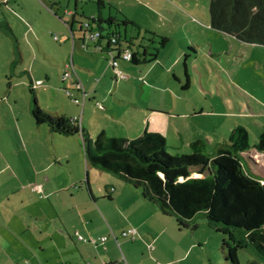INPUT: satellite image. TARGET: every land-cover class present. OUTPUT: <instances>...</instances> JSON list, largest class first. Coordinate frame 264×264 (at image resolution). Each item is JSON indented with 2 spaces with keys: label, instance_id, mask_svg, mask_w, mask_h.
Here are the masks:
<instances>
[{
  "label": "crops",
  "instance_id": "crops-1",
  "mask_svg": "<svg viewBox=\"0 0 264 264\" xmlns=\"http://www.w3.org/2000/svg\"><path fill=\"white\" fill-rule=\"evenodd\" d=\"M9 1L2 0V3L7 4ZM74 5L77 6V1H74ZM100 8L97 12H94L96 16L91 14L90 17H97L100 14V17L104 19ZM63 12L70 13L67 8ZM70 14L73 18L76 13L72 11ZM121 19L134 21L138 24L134 16L127 13L121 12L119 20ZM207 23L209 30L217 31L229 38L227 39L229 46L219 48L215 55H221V53L228 50L229 52L230 50L235 51V43H232L235 41L231 42L230 40H239L210 28L209 19ZM91 26L96 30L97 26L95 24ZM119 27L124 29L121 40L126 38L127 41H130V38H138L139 45H144L147 52L149 49L158 46L159 37H165L167 42L158 50L153 61L132 63L120 60L119 68L123 72V78L114 75L108 59L102 56L103 64H96L95 71L96 73L101 72V76L100 79H95L94 88L91 81L93 75L89 74L82 77L77 73V68L86 72L93 69L88 70L77 67L73 64V60L70 61L78 79L74 75L70 80H65L70 81L71 86L81 94V97H83V93L76 88V84L80 83L84 89V104L80 112L82 118L79 121L74 111L68 113L62 110L59 115L78 120L86 139L90 141L93 140L91 137L94 138L101 131L108 134L110 130L105 122L109 121H112L116 126L119 137L127 139L140 135L144 130L163 134L166 139L165 131L173 128L174 132L179 135L185 117L191 114L187 110L180 111L179 104L186 100L184 99V93L189 91L192 86L187 64L189 54L186 53V50L195 55L194 52L196 51L193 50V44L185 41L181 35V52L179 51L178 56L172 59L170 64L168 60L163 65L164 62L160 58V52L165 49V45L173 42L171 35L166 31L158 33L153 31L148 36L149 40L145 42V40L143 41L144 38H139L141 33L137 32L141 26L136 28L127 24ZM127 27L133 29L135 33L131 30L132 32L127 35ZM179 34H182V32L179 31ZM131 41L134 42V40ZM91 42V45L94 44V50H99L103 54L109 53L106 48H100L93 43L94 41ZM122 43L125 44L124 41ZM245 44L253 46V44ZM254 46L259 47L260 45ZM212 47L210 45V49ZM79 57L83 58L84 56L80 54ZM179 62H182V70L176 73L173 68ZM90 63L95 64V61ZM66 64H64V69H66ZM170 73L174 83L172 81L171 83L167 82ZM186 74L189 83H187V87H183ZM102 77H104V81ZM109 100L113 102L112 106ZM31 103V100H29L28 108L25 107L29 116H31ZM236 105L241 108L239 104ZM94 106L96 108L100 107L99 109L103 112H100L99 117L94 121L97 127L92 130L89 125L91 119L88 117L85 121L84 115L86 111L94 110ZM247 107L254 115L251 106ZM12 112L14 119L9 123L15 135L18 134V145L19 148L24 149V157L21 153L10 148V153L13 154L16 160V165L10 164V167L14 178H17V180L21 179L18 173L25 172L26 181L24 186L29 195V206L26 207L21 204L18 208L15 206L10 207L9 198L4 201L0 194V261L9 260L11 264H196L192 256L195 241L189 237H185L183 241L184 235L182 232L189 230L188 228H179L173 218L165 216L157 208L145 202L138 188L111 173L97 169L86 156H84L83 164L76 163V172L73 171L70 175L61 176L60 174L63 173L59 172V174L58 171H55L58 169L55 165L59 162L53 161V158H57L59 155L58 146L55 143H38L36 135L38 133L34 134L32 130L39 132V134H49L52 138H55L56 134L50 132L46 126H36L32 116L31 123L33 125L27 122L21 124V114L14 108H12ZM103 114L104 126H102L101 120ZM193 115L197 116L198 113L194 112ZM263 125L264 122L257 124V137ZM232 127L229 128V132ZM29 132L37 139L31 143H25L26 139L30 137ZM112 135H116L114 129H112ZM194 140L200 139L196 138L191 142ZM191 142L189 145L192 147ZM58 144L61 146V151H63L61 156L67 160L68 165H73V163H70V159L75 156L76 147H79V143ZM201 144L203 145V143ZM214 146H212V149ZM183 148L184 146L181 144L180 147L174 148V151L167 152L168 146L166 145L163 149L165 151L164 155L154 158L151 169L161 177L171 180L209 175L211 172L209 162L212 151L210 154L205 155L201 150L204 147L196 146L188 155L181 151ZM248 152L252 158L264 166V152H258L253 148H250ZM171 168H175L176 172L170 174L168 171H173L170 170ZM205 169L208 170L206 173H204ZM82 183L85 184V187H80ZM37 185L40 186V192L35 187ZM102 185L105 192L102 190ZM8 191L6 189L2 193ZM5 196L7 197V195ZM43 199L47 201L52 199L53 202L52 204L49 202L50 206H46L44 202L47 201L43 202ZM39 202L42 203L34 205ZM193 224H195V229L192 232L199 225L198 223ZM70 229H74L73 234ZM130 229H134V233L122 235V232ZM78 231L82 235H86L85 238L88 237L87 235H91L90 237L106 236V240L103 244H99V242L91 243L88 238L86 241L79 240L75 234ZM149 243L151 248L147 246ZM81 244H89V246L93 244L97 247V250L99 248V251L90 252L89 247L86 246L83 250Z\"/></svg>",
  "mask_w": 264,
  "mask_h": 264
},
{
  "label": "rangeland",
  "instance_id": "rangeland-1",
  "mask_svg": "<svg viewBox=\"0 0 264 264\" xmlns=\"http://www.w3.org/2000/svg\"><path fill=\"white\" fill-rule=\"evenodd\" d=\"M74 1H77V8ZM96 1L10 0L9 3L4 4L0 0V194L4 201L9 198L10 207L18 208L21 204L29 206V195L24 186L25 172L22 174L19 172L21 179L17 180L10 167V164L16 165L10 148L24 157V149L19 148L18 145V134L15 135L9 123L14 119L12 108L21 114V124L27 122L33 125L31 116L25 109V107L28 108L29 100L32 102L33 99L36 100L42 112L55 116L59 115L62 110L68 113L74 111L81 121L82 97L69 81L76 75L75 70L73 68L71 76L66 78L69 80H63L62 70L64 64L72 60L77 67L93 69L89 73L77 68V73L82 77L93 75L91 81L94 88L95 79H100L101 76V72L96 73L95 71L96 64H103L102 56L110 59L109 53L103 54L99 50H94V44L91 45L92 42L87 34L89 30H94L93 27L84 28L91 14L96 16L94 12L100 8L96 5ZM101 2L103 6L100 12L104 20L109 16L114 20H119L121 12L134 16L141 26L140 30H137L141 33L139 38H144L145 42L149 40L148 36L153 31L157 33L166 31L171 35L173 42L165 45V49L160 52L163 65L168 60L170 64L172 59L181 52V35L185 41L193 44L195 55L186 50L189 54L187 64L192 86L184 93L186 100L179 104L180 111L187 110L191 114L185 117L179 135L174 132L173 128L165 131L167 152L174 151V148L183 144L184 148L181 151L189 155L195 148L189 143L198 138L204 145L201 150L208 155L213 145L227 141L232 124L244 126L248 132V145L251 149L253 148L257 141V124L264 122V47L247 46L243 42L230 40L235 41L232 42L235 43V51L230 50L229 52L228 50L221 55H215L219 48L229 46L227 42L229 38L222 33L208 29L209 0H101ZM66 8L70 13L72 11L76 13L73 18L72 14L63 12ZM5 22L12 30L11 32L7 29ZM102 25L104 31L108 30L105 22ZM117 30L123 37V27H118ZM131 30L135 33L133 29L127 27V35L132 32ZM179 31L182 34H179ZM96 41L93 43L97 45ZM210 45L213 46L212 49ZM134 46L141 54L142 49L138 48L139 39L135 37ZM151 50L152 48L148 52H152ZM80 54L84 57L80 58ZM92 61H95V64L90 63ZM173 70L179 73L182 70V62H179ZM129 74L132 76L131 73ZM75 78L78 79L77 75ZM102 80L104 81V77ZM171 81L174 83L170 73L167 82L171 83ZM74 99L79 103H75ZM109 102L112 106L113 102L111 100ZM236 104H239L241 108H238ZM247 106H251L254 115ZM99 108L94 106V110H85L84 119L85 121L88 117L91 119L89 125L92 130L97 127L94 121L99 117V113L103 112ZM194 112L198 115H193ZM101 117L102 126H104V114ZM105 123L110 130L106 135L113 136L112 129H114L115 136L119 137L114 123L112 121ZM32 132L38 133L36 134L38 139L29 132L30 137L25 143H31L37 139L38 143H55L58 146L57 158L59 159L53 158V161L59 162L55 165L58 168L55 171L63 173H59L61 176L76 172V163L83 164L86 149L91 150V145L89 146L91 141L87 139V142H83L79 134L55 135V138H52L49 134H39L33 130ZM94 138L91 137V139ZM58 143H79L75 156L70 159L73 165H68L67 160L61 156L63 151ZM174 169L171 168L170 170L173 171L168 172L173 174L176 172ZM204 171L206 173L208 170ZM80 187H85V184L82 183ZM6 189L9 191L2 193ZM102 190L104 191L103 185ZM52 199L49 201L43 199V202L47 201L44 205L50 206ZM40 203L42 202L34 205H40ZM194 223L199 224L194 232L189 229L183 231L182 234L184 235L183 241L185 237L195 241L192 256L196 264H229L221 252L222 240L226 236L209 227L202 215L197 216ZM70 232L73 234L74 229H70ZM79 234L82 235V233ZM82 236L86 237V235ZM87 236L89 238L91 235ZM81 245L83 250L86 246L89 247L90 252L99 251V248L97 250L93 244ZM237 256L238 264H247L253 258L246 249H239ZM0 264L11 263L6 260L5 262L0 261Z\"/></svg>",
  "mask_w": 264,
  "mask_h": 264
},
{
  "label": "trees",
  "instance_id": "trees-1",
  "mask_svg": "<svg viewBox=\"0 0 264 264\" xmlns=\"http://www.w3.org/2000/svg\"><path fill=\"white\" fill-rule=\"evenodd\" d=\"M96 5L101 7V0H97ZM207 13L210 28L239 41L264 46V0H209ZM104 22L108 25L105 34ZM4 24L10 30L7 23ZM86 24L87 27L97 26L100 33L96 41L98 47L115 52L128 48L132 63L153 61L167 42L165 37H159L158 46L153 47L152 52L139 45L140 54L131 41L134 38L121 40L117 30L127 24L140 28L134 21L114 20L111 16L104 20L98 14L90 17ZM187 83L186 74L183 87H187ZM30 114L36 126H46L56 135L80 134L83 142L87 140L78 120L42 112L35 99ZM191 143L192 147H204L200 140ZM90 145L91 150L86 149V156L94 167L138 188L145 202L172 217L179 228L194 230L195 218L204 216L209 227L226 236L221 246L226 262L238 264V250L246 249L253 256L247 264H264V166L249 154L248 132L244 126H233L227 141L214 146L209 175L182 180L163 178L151 169L154 158L165 153V137L158 132L144 130L127 139L108 136L101 131ZM253 149L264 152V125Z\"/></svg>",
  "mask_w": 264,
  "mask_h": 264
},
{
  "label": "built area",
  "instance_id": "built-area-1",
  "mask_svg": "<svg viewBox=\"0 0 264 264\" xmlns=\"http://www.w3.org/2000/svg\"><path fill=\"white\" fill-rule=\"evenodd\" d=\"M84 28L87 29V24H84ZM100 33L98 30H89L88 31V38L91 41H95L97 40V38L99 37ZM112 41H114V39H112ZM117 48V47H115ZM109 54H110V59H108L109 64L111 65L112 71L114 73V75L116 77H124L123 72L120 70L119 68V61L123 60V61H129L131 58V51L128 48H120V51L115 52L114 50L108 49ZM73 71V67L70 63L66 64V69L62 72V78L63 80H65L66 78L70 77ZM76 88L78 90H81L83 93V97H82V103H81V107L83 105V101H84V89L82 87V85L80 83L76 84ZM69 93V92H68ZM75 103H79L78 100L74 99ZM36 189L38 192H40V186H36ZM129 233H134V229H130L128 231H124L122 232V235H127ZM77 239L79 240H83L86 241L87 238L83 237L82 235H80L78 232H75ZM106 240V236H97V237H89L88 241L91 243H95V242H99V244H103V242ZM148 248H151V244L149 243Z\"/></svg>",
  "mask_w": 264,
  "mask_h": 264
}]
</instances>
